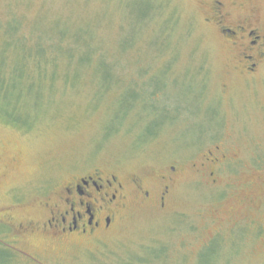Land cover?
<instances>
[{
    "label": "rangeland",
    "instance_id": "1",
    "mask_svg": "<svg viewBox=\"0 0 264 264\" xmlns=\"http://www.w3.org/2000/svg\"><path fill=\"white\" fill-rule=\"evenodd\" d=\"M215 1L226 26L264 39V0H0V72L44 37L55 76L0 93L23 124L0 116V218L33 230L0 241V264H264V61L247 71ZM172 166L165 208L135 205L130 181ZM94 170L126 188L111 231L41 232L65 184Z\"/></svg>",
    "mask_w": 264,
    "mask_h": 264
},
{
    "label": "flooded vegetation",
    "instance_id": "2",
    "mask_svg": "<svg viewBox=\"0 0 264 264\" xmlns=\"http://www.w3.org/2000/svg\"><path fill=\"white\" fill-rule=\"evenodd\" d=\"M215 6V19L221 33L234 45L239 39L246 40L247 44L239 49L240 60L246 62L247 71H256L258 67L256 62L264 61V39L251 27H243L242 24L234 25V27L228 24L226 26L227 16H224L222 11L223 3L215 1ZM226 159L219 161L227 162ZM215 162L208 161V164H218V160ZM175 171V167H170L169 172H165L167 174L160 176L157 184L151 185H146L144 179L135 177L130 181L133 187L131 193L133 203L164 209L174 186L172 174ZM211 175L213 176L214 173ZM146 187H152L151 192L144 189ZM125 190L124 183L119 181L117 176L107 175L99 170H94L85 176L73 177L65 184L61 192V204L58 203V205L63 207L56 206L54 210L52 208L50 219L38 229L41 228V232L46 235L70 239L72 237L95 238L101 232H110L120 211L125 208L124 202L127 197ZM31 229L24 227L23 224H13L11 221L0 218V241L12 237L9 240L14 239L17 242V235H28L33 231ZM5 232L6 234L2 236ZM15 232L17 235L14 234Z\"/></svg>",
    "mask_w": 264,
    "mask_h": 264
},
{
    "label": "trees",
    "instance_id": "3",
    "mask_svg": "<svg viewBox=\"0 0 264 264\" xmlns=\"http://www.w3.org/2000/svg\"><path fill=\"white\" fill-rule=\"evenodd\" d=\"M17 28H15L14 26H10L9 29V36H14L13 34V30H16ZM59 38V36H57ZM65 37V35H64ZM63 37V38H64ZM63 38H59V39H63ZM34 46H23V48L21 49L19 47V41H16L15 44L18 45V47L20 49H18V52H20V56L19 58L22 60L21 62L17 63V65H19V68H22L21 70L15 71L14 67L16 64H14L12 66V69H10L8 74H3L2 72H0V93L2 95H7L8 92L10 90H12L11 84H13V81H19V84L22 86V92L26 93L28 92V88L31 84H33L34 82H38L40 83L41 81L47 79L48 77L53 78L55 77L54 75L50 74L49 70H48V64L46 61H48V59L45 61L44 59L46 58V54L48 53V49L46 46V43L43 37V39L39 38L37 39ZM41 41V42H40ZM53 47L50 46V48ZM89 49H87V52H81L80 55L77 57L78 58V62H85L88 63L91 61V57L88 55L89 51H90V47H88ZM68 52V51H67ZM66 52V53H67ZM69 55H73V53L71 52V50L68 53ZM5 57V54H1L0 55V63H2V59ZM35 57L36 62H35V70L30 73L27 70H25L26 67V62L31 60L30 58ZM6 58V57H5ZM53 61V59H52ZM45 62V63H44ZM16 65V66H17ZM15 66V67H16ZM1 71V70H0ZM25 84V85H23ZM40 89V88H39ZM21 92V93H22ZM14 101V100H13ZM22 103L24 105H22V110L25 111L26 109V100H22ZM17 103L13 105L12 110H9L8 112L3 111L5 108V105L2 104V110L0 111V116H6L8 118V120H10L11 122L16 123L15 125H23L22 123H20L21 118H19V115H16L13 113V111H17ZM25 109V110H24ZM24 112L21 113V115ZM3 115V116H2ZM9 122V123H11ZM13 124V123H11ZM224 194H222L223 196ZM2 260H5L6 262H9L10 257L8 255H3ZM10 264V263H9Z\"/></svg>",
    "mask_w": 264,
    "mask_h": 264
}]
</instances>
